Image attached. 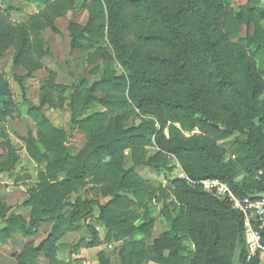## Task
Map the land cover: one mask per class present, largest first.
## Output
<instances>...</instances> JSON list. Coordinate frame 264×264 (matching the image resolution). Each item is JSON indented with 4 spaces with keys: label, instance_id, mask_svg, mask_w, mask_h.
I'll use <instances>...</instances> for the list:
<instances>
[{
    "label": "trees",
    "instance_id": "obj_1",
    "mask_svg": "<svg viewBox=\"0 0 264 264\" xmlns=\"http://www.w3.org/2000/svg\"><path fill=\"white\" fill-rule=\"evenodd\" d=\"M68 1L72 4L75 0ZM42 2L48 4L49 0ZM258 5L254 0L245 8L232 10L224 0H95L86 6L87 24L69 25L72 47L79 49L83 57L97 53L103 58V76L89 88L84 78L74 86L50 85L40 98L42 105L49 103L53 107L55 96L59 97L61 108L68 102L70 122L78 125L86 138V144L75 156L68 153L65 131L54 127L40 106L26 101L23 79L14 77L21 105L28 107L27 115L36 124L35 135L29 132L21 140L29 158L37 165L45 163V168L38 172L37 184L27 189L28 198L22 204L30 208L28 221L22 215L9 214L0 194V244L5 245L14 235L27 237L44 224H52L44 240L24 246L16 256L17 264H39L40 257L48 264H75L58 257L56 240L81 219L92 217L94 208L98 209L95 220L107 230L106 241L115 238L121 242L131 237L119 256L121 264H234L238 244L242 246L239 264H259L257 259L244 260L240 213L198 185L217 178L239 198L264 192V28L257 24L264 22V9ZM126 7L134 10L132 21L140 26L144 44L165 48L166 54L142 55L137 48L126 53L120 40L128 26L120 16ZM141 7L148 11L142 12ZM4 9L17 10L9 3ZM253 16L258 19L253 34L238 38L237 44L231 43L230 38L238 37V26L252 25ZM40 18L28 25L4 26L0 30V56L14 47V63L32 65L30 56L39 51L41 43L30 46V36L37 32L39 37L44 25L52 21L47 11ZM104 26L114 57L103 48L99 32ZM151 29L156 30L145 32ZM116 64L122 69L119 73L114 70ZM150 68L162 70L153 72ZM99 71L96 67L91 73ZM66 91L70 94L64 95ZM101 91L102 97L95 94ZM10 98L7 84L0 83V118L17 107ZM98 106L103 111L77 120L83 109ZM124 113L151 118L123 127L118 117ZM195 128L203 135H184ZM234 133L241 137L233 142L226 161V152L217 143ZM148 147L177 158L187 179L174 183L184 207L178 214L164 208L162 214L170 229L152 245L144 238H132L134 233H147L151 223L134 228L138 214L130 208L144 204L155 188L134 170L124 169L120 161L129 151L134 166L157 170L165 167V162L156 165L146 160ZM106 152L111 154V162H104ZM17 161L13 146L7 143L6 154L0 157V175L9 172ZM87 179L96 197H110L106 204L80 197L71 200ZM87 228L95 236L93 229ZM260 232L264 244V228ZM184 241L192 243L194 250L183 246ZM94 245L97 243L81 239L79 247ZM75 250L74 246L72 251Z\"/></svg>",
    "mask_w": 264,
    "mask_h": 264
},
{
    "label": "rangeland",
    "instance_id": "obj_2",
    "mask_svg": "<svg viewBox=\"0 0 264 264\" xmlns=\"http://www.w3.org/2000/svg\"><path fill=\"white\" fill-rule=\"evenodd\" d=\"M95 0H75L69 4L68 0H49L48 4L42 0H31L25 2L23 0H0V30L6 25L20 26L33 23L35 20L41 19L40 15L43 12H48L51 17V23L45 24L44 28L39 32H34L30 36L29 45L41 43L39 51L33 52L30 56L32 65L27 62L26 65L15 64L16 49L9 47L4 50L0 56V83L7 84L11 91V101L17 106L4 117L0 118V157L6 154V144L10 143L15 154L18 156V161L9 171L0 175V194L1 202L6 208H9V214H19L27 218L30 208H24L22 204L27 200V189L37 184V174L40 170H44L45 163L37 165L27 155L25 144L21 140L29 132L35 135L36 124L31 117L27 115L28 107L21 105L22 97L19 87L14 80V77L22 78L24 95L26 101L34 106H40L43 115L56 128L63 129L67 135L65 145L68 153L71 156L77 155L84 145L86 138L84 133L79 129L78 125H73L70 122L71 112L67 107L68 102H64L62 108L59 107V97L55 96V107L49 103L41 104V92L50 89V85H66L74 86L81 78H84L89 88L94 82L99 81L105 70V60L98 57L97 53L91 55H81L80 50L72 47V39L69 33V25L71 23L84 26L89 20V12L86 6L93 3ZM101 2L102 0H98ZM229 9L237 10L251 5L254 0H224ZM258 7L264 9V0H257ZM9 3L17 10L6 12L5 4ZM142 12L148 11L146 7L139 8ZM133 8L126 7L121 12V18L128 23L127 28L123 30L121 35V43L124 45L126 53L129 55L135 48L143 55L149 53L160 52L166 54L165 48H160L157 45H147L141 40L140 26L132 21ZM246 14H250L245 12ZM252 25L241 24L238 26V37L229 39L231 43H238V38H245L246 35H252L255 31L254 23L257 22V16H253ZM259 26L264 28V22L259 21ZM156 29L145 30V32L155 31ZM143 32V30L141 31ZM230 32H234L233 28ZM99 35L102 37L104 44L103 48L114 57V52L111 46L107 43V26L101 28ZM92 53V51H91ZM90 54V53H89ZM99 67L100 71L96 74L91 73L93 68ZM114 70L119 73L122 69L119 64H116ZM153 72H160L161 68H150ZM70 91H66L64 95H69ZM98 96H103L104 93H95ZM103 111L101 107L93 109H83L77 117V120L94 112ZM1 112V111H0ZM115 116V115H114ZM151 118L150 116L138 114L137 116H128L126 113L118 117V123L123 127L137 125L142 120ZM248 126V125H247ZM250 126V125H249ZM221 128V125L219 126ZM247 129V127H245ZM167 136V130H164ZM186 137L194 135H203L201 130L195 128L190 133H184ZM240 134L234 133L227 140L218 142V146L226 152L224 159L227 161L230 158L229 150L233 142ZM244 138V137H242ZM146 160H152L153 164L160 165L165 162V167L154 169L149 166H134L130 157V152L125 151L124 157L120 159L124 169H132L136 172L143 181L149 182L154 186L155 190L148 197L147 201L138 206L132 207L138 214V220L134 223V228L142 224H150L147 233H134L132 238H144L146 243L152 241L151 237L161 235L170 229L169 222L162 214L165 207H169L175 214L184 207L177 197V192L174 183L180 179H186L182 164L172 156L159 153L157 149L146 148ZM111 154L104 153V162H111ZM116 162V161H115ZM170 170V171H168ZM59 178H64V174H60ZM187 180V179H186ZM191 183V182H190ZM92 184L90 179L86 180L84 185L77 193L71 195V200L76 198L97 200L99 204L104 205L110 197L103 198L100 195L95 196L91 190ZM164 192L161 194L159 190ZM129 198H133L131 195ZM129 209V210H130ZM98 216V209L94 208L92 217L81 219L76 227L64 232L61 237L56 240L55 246L60 250L58 257L65 263L69 261L75 264H121L120 254L125 251V246L130 242L131 237H127L124 241H116L115 238L111 241H106L107 230L105 226L97 222L95 217ZM2 223L0 222V226ZM50 223L42 226L35 234L24 236H15L5 245L0 244V264H17L16 256L22 252L24 246L30 242L37 244L44 240L51 230ZM90 226L95 232V236L91 234ZM152 233V235H151ZM85 239L97 243L94 246L79 247L80 240ZM77 250L72 251L73 247ZM183 246L189 251L194 250V246L189 241H184ZM39 264H48L43 257H40ZM145 264H155L147 262Z\"/></svg>",
    "mask_w": 264,
    "mask_h": 264
},
{
    "label": "built area",
    "instance_id": "obj_3",
    "mask_svg": "<svg viewBox=\"0 0 264 264\" xmlns=\"http://www.w3.org/2000/svg\"><path fill=\"white\" fill-rule=\"evenodd\" d=\"M204 192L212 194L229 203L231 208L242 216V231L245 242L244 260L257 259L264 264V244L260 230L264 227V198L252 199L249 196L239 198L220 179L211 178L198 182ZM264 194V192H262Z\"/></svg>",
    "mask_w": 264,
    "mask_h": 264
},
{
    "label": "water",
    "instance_id": "obj_4",
    "mask_svg": "<svg viewBox=\"0 0 264 264\" xmlns=\"http://www.w3.org/2000/svg\"><path fill=\"white\" fill-rule=\"evenodd\" d=\"M249 197L252 199H261V198H264V194L263 193L253 194V195H249ZM241 258H242V246L241 244H238L235 250L234 264H239L241 261Z\"/></svg>",
    "mask_w": 264,
    "mask_h": 264
},
{
    "label": "crops",
    "instance_id": "obj_5",
    "mask_svg": "<svg viewBox=\"0 0 264 264\" xmlns=\"http://www.w3.org/2000/svg\"><path fill=\"white\" fill-rule=\"evenodd\" d=\"M26 195H27V192H26ZM27 221L29 220V215H28V217L27 218H25ZM46 224H48V223H46ZM51 224V223H50ZM45 225V224H44ZM43 225V226H44ZM0 227H2V225L0 226ZM264 228V227H263ZM39 231V230H38ZM261 233V232H260ZM151 235H152V233H151ZM15 236H22V235H14L13 237H15ZM261 236H262V234H261ZM152 238V241L150 242V243H148V245H152L153 243H154V241L155 240H157L158 239V236H154V237H151ZM262 240H263V236H262ZM27 242L28 241H32V240H26ZM35 244V243H34ZM38 244V243H37ZM164 253V255H166V252H163ZM263 261H264V256L261 258Z\"/></svg>",
    "mask_w": 264,
    "mask_h": 264
}]
</instances>
